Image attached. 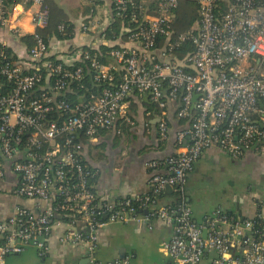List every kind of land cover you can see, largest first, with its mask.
I'll use <instances>...</instances> for the list:
<instances>
[{
    "label": "built area",
    "instance_id": "obj_1",
    "mask_svg": "<svg viewBox=\"0 0 264 264\" xmlns=\"http://www.w3.org/2000/svg\"><path fill=\"white\" fill-rule=\"evenodd\" d=\"M196 2L197 21L172 36L178 0H158L157 14L142 1L112 0L105 24L80 26L83 33L99 32L114 14L126 20L129 45L108 52L114 63L109 66L82 48L53 64L37 32L47 21L44 0H0V30L17 38L25 35L20 14L35 7L26 59L11 60L0 49V180L10 183L15 199L32 202L16 203L0 219V264L28 247L44 260L54 241L79 251L77 261L85 264H130L129 254L97 256L100 231L115 223L152 229L155 222L170 228L159 246L161 264H264V210L240 218L216 208L196 221L186 193L188 175L205 149L217 147L233 157L250 149L264 152V125L253 117L264 112L258 105L264 106V2ZM186 42L193 50L178 55ZM74 58L89 60L95 80L107 81L99 94L78 95L77 102L67 95L83 88L72 86L79 85L82 70L63 68ZM135 93L146 95V113L157 119L161 140L168 138L169 114L182 123L174 152L147 163L150 190L116 198L95 188L98 172L84 162L83 142H98L119 121L133 124L129 99ZM167 186L177 203L159 202Z\"/></svg>",
    "mask_w": 264,
    "mask_h": 264
},
{
    "label": "crops",
    "instance_id": "obj_2",
    "mask_svg": "<svg viewBox=\"0 0 264 264\" xmlns=\"http://www.w3.org/2000/svg\"><path fill=\"white\" fill-rule=\"evenodd\" d=\"M111 1L112 0H103L100 3H95L91 0H60V6L69 13L71 21L75 24V34L71 39L66 40H60L56 37H52L49 42L50 54H53L55 58L59 59L71 52L79 51L81 48L83 49V46L86 45L90 48H97L101 43L105 45H129V43L124 40L117 39L114 41H108L101 36V31L106 26L102 27V30L99 32L95 29L94 31H88L87 33H83L80 28L82 24H86L84 19L86 13L88 12L86 10H90L91 14H93L98 4L101 5L105 3L106 7H104V11H107L110 15L109 17H111ZM33 9H35V7H26L18 19V24L23 28L25 35H30L33 30V27L30 24L29 14L33 11ZM107 20L108 19H104L99 22L100 25L102 26V24H105ZM0 45L10 48L16 58H20L21 60L26 59L27 45L20 40V37L17 38L8 32L0 30ZM73 62H75V58L71 60V63ZM113 64L114 63L112 61L106 65L111 66ZM258 105L264 111L263 104L259 102ZM150 108L151 105L149 104L145 94H133L131 100L129 101V110L134 123L128 124L121 121L120 123L123 125L120 127V132H116V129L112 128L105 132L100 137L98 142L90 144L92 146H84V156L86 157V160L98 172L94 185L98 192L102 194H109L116 198H123L126 196L148 192L150 190L148 180L152 174V170L147 167V163L153 160H160L174 152L175 131L182 122L177 121L173 114H169L168 138L163 141L158 138L157 119L155 117H149L146 113V111ZM253 117L264 125V112L261 114L254 113ZM95 147H98L97 152H94ZM221 155H226L227 157L236 160V176L232 175V180L227 182L228 184H235V187H231L232 189L229 191L228 197L223 202V205H218L213 209L204 211L197 210L193 207L190 190L186 185L188 203L192 209L193 218L196 221H201L204 216L210 214L216 208H221L226 212L239 216L240 218H250L253 217L257 211L264 210V152L259 150H246L240 156L233 157L229 153L217 147H209L205 149L195 161L193 169L188 175L187 181L191 177L192 173L197 170L201 162L207 160L217 165L220 163ZM10 190V183L6 180H0V219L7 218L13 212V208L16 203L23 204L25 206L32 205L31 201L15 199L9 193ZM5 192L9 195V198L7 195H4ZM172 200L173 198L170 196V192L167 191L159 198V202L161 204H168L172 202ZM121 224L127 226L135 234H142L146 231L161 228V230H158L159 233H166L164 234L165 238H163L162 241L167 239L170 235V228L161 222H155L152 229L143 225L138 226L133 223ZM107 229L108 228L100 231V240L102 242H106ZM117 246H123V243H118ZM59 247L60 246L57 245L56 241H54L51 251L44 258V260L40 259L38 264H65L66 261L64 260L63 255L61 253L59 254ZM63 247L65 248L67 255L68 253L71 254V250L74 252L72 254L73 257L68 258L69 260L66 263L79 264L81 261H77L79 258V251H75L68 246ZM28 251H34V253L37 254L33 247L26 248L22 253ZM54 252L55 254H52ZM125 254L135 257L134 252L127 253L125 250ZM114 258H117V256ZM160 262L163 263L164 258H162Z\"/></svg>",
    "mask_w": 264,
    "mask_h": 264
},
{
    "label": "rangeland",
    "instance_id": "obj_3",
    "mask_svg": "<svg viewBox=\"0 0 264 264\" xmlns=\"http://www.w3.org/2000/svg\"><path fill=\"white\" fill-rule=\"evenodd\" d=\"M104 7H106L105 3L98 4L93 14H91V11L86 10L88 12L84 17L85 22L89 23L91 20L101 22L104 19H110V15L107 11H104ZM97 150L98 147H95L94 152H97ZM235 161V159L233 160L226 155H221L220 163L217 165L207 160L200 163L197 170L192 173L186 183L190 190L193 207L197 210L207 211L218 205H223L229 191L232 189L231 187H235V184L227 183L232 180V175L236 176ZM4 195H7L9 198L6 192ZM106 228H108L106 242L100 240L101 248L97 251V256L100 259H109L117 256V245L118 243H123L127 253H135V257L131 259L130 264H161L160 260L163 257L159 251V246L162 239L165 238L164 234H166L159 233L158 230H161V228L146 231L142 234H135L121 223L108 225L103 230ZM59 250V254L63 255L66 262L69 260L68 258L73 257L72 254L74 252L72 250L70 251L71 254L68 253V255L63 246H60ZM55 252L52 254H55ZM39 260L40 258L34 251H28L22 254L9 255L4 264H38ZM66 262L65 264H67Z\"/></svg>",
    "mask_w": 264,
    "mask_h": 264
},
{
    "label": "trees",
    "instance_id": "obj_4",
    "mask_svg": "<svg viewBox=\"0 0 264 264\" xmlns=\"http://www.w3.org/2000/svg\"><path fill=\"white\" fill-rule=\"evenodd\" d=\"M13 0H6V3H10ZM60 0H44V8L47 10V21L44 27L38 28L37 32L40 36L44 39L45 43L49 45L50 39L52 37H56L60 40L71 39L75 34V24L71 21L69 17V13L60 6ZM103 1V0H102ZM100 1V2H102ZM136 2L142 1V3L147 6L148 12L151 14H157V1L158 0H135ZM264 2V0H262ZM98 2V3H100ZM90 11V10H89ZM198 19V5L196 0H178L177 7L173 10V19H172V29L173 33L172 36H175L179 33L185 32L188 30L194 22ZM64 25V30L62 32L59 31L58 26ZM126 25V20L115 15L112 16V20L106 27L101 31V36H103L108 41L114 40H124L126 41V34L124 33V26ZM20 40L27 45V47H31L33 45V40L31 35H23L20 37ZM121 45L119 44H100L97 48H90L89 46H83V49H87L90 53L91 58L97 60L101 64H108L113 60L109 57L108 52L112 48H119ZM0 49H3L7 57L11 60H16L15 55L12 53V50L8 47L1 46ZM193 50V46L189 42H186L181 51L178 55H183V53L187 51ZM48 60H50L53 64H57L61 62L59 59L55 58L53 54H49L47 56ZM63 68H68L70 70H74L75 68H81L83 77L79 80V85L73 83L72 86H80L82 85L83 88H79L78 92L72 94H68L67 98L71 101H78V95H83L87 98L94 93L99 94L100 90L107 86V81H96L95 75L97 72L91 66L89 60H77L70 65H63ZM116 82H119V72H114ZM136 94V93H135ZM132 96L129 100H131ZM122 123L117 122L115 128L121 129ZM107 132V131H105ZM102 132V135L105 133ZM101 135V136H102ZM159 138V137H158ZM164 141V140H163ZM85 145H90L88 142H83ZM83 156V160L86 165L90 168H93L91 164L86 160V157ZM166 192L160 195H164ZM170 196L173 198L172 202L170 203H177L178 197L175 195L174 192L170 193Z\"/></svg>",
    "mask_w": 264,
    "mask_h": 264
},
{
    "label": "water",
    "instance_id": "obj_5",
    "mask_svg": "<svg viewBox=\"0 0 264 264\" xmlns=\"http://www.w3.org/2000/svg\"><path fill=\"white\" fill-rule=\"evenodd\" d=\"M197 97V95H194L193 99H195ZM166 191L167 192H171V188L169 186L166 187ZM117 258H123L125 255V248L123 246H119L117 249ZM86 263V259H83L79 262V264H85Z\"/></svg>",
    "mask_w": 264,
    "mask_h": 264
}]
</instances>
